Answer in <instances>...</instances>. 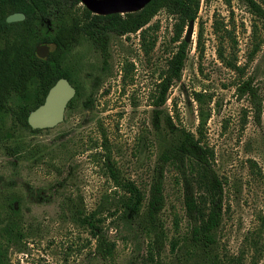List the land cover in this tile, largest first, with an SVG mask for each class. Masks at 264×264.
Segmentation results:
<instances>
[{"label":"rangeland","instance_id":"rangeland-1","mask_svg":"<svg viewBox=\"0 0 264 264\" xmlns=\"http://www.w3.org/2000/svg\"><path fill=\"white\" fill-rule=\"evenodd\" d=\"M58 3L37 24L35 49L51 51L43 39L73 18L83 22L80 3ZM175 22L160 11L143 32L104 34L103 54L84 37L60 51L61 72L78 94L54 127L31 133L12 104L0 110V264H264L263 31L238 0H200L181 79L158 115L152 95L175 50ZM249 78L258 119L238 91ZM41 97L33 78L17 103L30 113ZM168 121L193 134L202 129L222 182L221 219L208 247L191 239L206 208L185 209L188 167L164 168L163 208L155 227L147 222L157 159L171 140ZM114 178L143 195L140 221L126 215L130 193Z\"/></svg>","mask_w":264,"mask_h":264},{"label":"trees","instance_id":"trees-1","mask_svg":"<svg viewBox=\"0 0 264 264\" xmlns=\"http://www.w3.org/2000/svg\"><path fill=\"white\" fill-rule=\"evenodd\" d=\"M76 4L78 0H72ZM228 2V0H226ZM253 17L263 31L264 44V0H238ZM58 0H0V110L7 109L12 104L11 113L17 123L31 133L27 124L29 110L18 105L17 101L25 97L28 83L36 78L41 89V100L48 89L59 79L68 77L61 72L60 51L74 47L79 37H84L93 47L104 53L103 35L113 33L117 36H128L143 32L150 21L160 12H165L175 19L173 43L174 52L166 62L165 68L158 74L155 90L152 95V106L157 114L162 113V106L167 100L170 88L180 81L184 64L190 49V40L186 41L181 34L185 27L195 22L200 6V0H151L143 9L134 13L97 16L81 7L83 22L80 24L72 19L71 25L60 27L50 38L43 39L54 48L46 59L35 55V33L39 21L47 20L51 11L58 8ZM13 13H22L25 19L21 22L7 23L6 17ZM218 21H213V29L218 32ZM257 25L253 24V28ZM259 46H255L257 49ZM254 50L252 54L255 52ZM223 58L222 53L219 54ZM238 69L236 66H232ZM77 96L78 91L74 82ZM240 95L248 94L254 104L255 118L260 114L257 101V89L252 80L242 82L238 89ZM74 98L69 102L72 104ZM16 100V101H15ZM67 107V108H68ZM171 136L170 143L163 148L157 159V175L150 188L149 198L145 205V214L149 225H157L158 215L163 208L164 197L162 188L163 170L168 164L179 165L182 169L188 167L191 184L185 186L184 206L187 212H195L201 203L205 204V217L191 228V239L205 247L215 243L214 232L219 225L222 211L223 186L220 178L212 167L213 154L204 142L202 129L197 128L196 134L176 128L171 122H166ZM159 130L160 128L157 127ZM184 175V173H183ZM117 185L121 184L114 178ZM187 183V182H186ZM193 185L197 188L199 200L194 198ZM130 196L125 201L128 217L140 221L143 195L132 185L123 184ZM190 190V191H189ZM137 221V222H139ZM94 225L91 228L94 229ZM97 251L103 256V248L97 244ZM154 264H159L154 262Z\"/></svg>","mask_w":264,"mask_h":264},{"label":"water","instance_id":"water-1","mask_svg":"<svg viewBox=\"0 0 264 264\" xmlns=\"http://www.w3.org/2000/svg\"><path fill=\"white\" fill-rule=\"evenodd\" d=\"M90 13L97 16L134 13L143 9L151 0H78ZM25 19L22 13H13L6 17L7 23L21 22ZM193 23L187 27L185 40L189 41ZM50 50L47 45L37 46L35 55L46 59ZM75 89L65 78H59L47 91L43 103L27 116V124L32 130L54 127L64 119L68 103L75 96Z\"/></svg>","mask_w":264,"mask_h":264}]
</instances>
